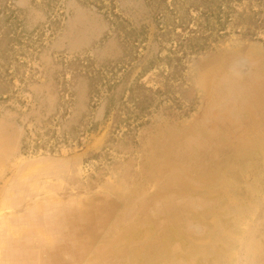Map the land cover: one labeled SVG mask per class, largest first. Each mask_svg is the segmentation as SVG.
<instances>
[{"label":"rangeland","instance_id":"obj_1","mask_svg":"<svg viewBox=\"0 0 264 264\" xmlns=\"http://www.w3.org/2000/svg\"><path fill=\"white\" fill-rule=\"evenodd\" d=\"M0 264H264V0H0Z\"/></svg>","mask_w":264,"mask_h":264},{"label":"trees","instance_id":"obj_2","mask_svg":"<svg viewBox=\"0 0 264 264\" xmlns=\"http://www.w3.org/2000/svg\"><path fill=\"white\" fill-rule=\"evenodd\" d=\"M195 9H196V10H199V6H197Z\"/></svg>","mask_w":264,"mask_h":264}]
</instances>
